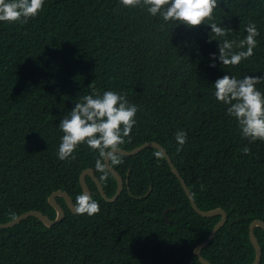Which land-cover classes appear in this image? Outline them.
Returning a JSON list of instances; mask_svg holds the SVG:
<instances>
[{
    "label": "trees",
    "instance_id": "16d2710c",
    "mask_svg": "<svg viewBox=\"0 0 264 264\" xmlns=\"http://www.w3.org/2000/svg\"><path fill=\"white\" fill-rule=\"evenodd\" d=\"M213 22L242 38L245 25L259 31L253 55L238 65L212 63L218 41L206 25L165 23L119 0H44L26 23L0 22V224L31 210L51 219L52 193L65 190L75 203L80 176L96 153L80 145L74 158L56 152L60 118L93 88L115 89L138 105L137 123L120 149L157 142L170 156L201 210L223 208L228 222L202 255L212 264H251V223L264 221V141L249 142L218 103L212 83L226 74L264 75V0H218ZM257 87L264 92V80ZM184 130L182 148L174 133ZM244 146L249 152L244 154ZM148 148L121 156L113 166L125 181L107 203L87 178L99 212L73 214L53 227L30 217L0 229V264H201L195 248L221 217L203 218L190 203L166 158ZM108 197L117 191L109 173ZM152 187L151 194L143 199ZM170 208L166 216L164 212ZM256 236L263 251L264 231Z\"/></svg>",
    "mask_w": 264,
    "mask_h": 264
},
{
    "label": "clouds",
    "instance_id": "9594fccd",
    "mask_svg": "<svg viewBox=\"0 0 264 264\" xmlns=\"http://www.w3.org/2000/svg\"><path fill=\"white\" fill-rule=\"evenodd\" d=\"M124 8L141 7L152 17L165 23L184 24L189 27L206 25L210 28L209 39L218 41V55L210 54L212 63L238 65L253 55L257 46L259 31L249 22L245 25L242 38L229 39L232 31L213 22V11L218 0H119ZM44 0H0V22L26 23L36 18L42 11ZM264 80V75L250 76L226 74L216 79L211 85L218 103L226 105V114L235 120L240 134L249 142L264 141V92L257 85ZM138 105L131 103L126 96L115 89L99 91L95 88L89 94L78 98L74 106L60 118L56 126L62 135L57 147V158L64 161L74 158V152L80 145H86L96 153L94 168L101 173L103 180L111 166L122 163L119 153L136 125ZM177 150L187 140L184 130L174 133ZM244 154L249 148L244 146ZM156 158L162 157L159 150L153 152ZM73 208L78 214L92 216L99 212V203L87 191L81 190L75 196Z\"/></svg>",
    "mask_w": 264,
    "mask_h": 264
},
{
    "label": "water",
    "instance_id": "95a60500",
    "mask_svg": "<svg viewBox=\"0 0 264 264\" xmlns=\"http://www.w3.org/2000/svg\"><path fill=\"white\" fill-rule=\"evenodd\" d=\"M148 148H153V149L161 151L162 155L166 158L167 163L169 164V166L171 168V171L177 177V179L179 180L184 192L186 193L187 197L189 198L190 203L192 205V208L194 209V211L199 216H201L203 218H208V219L214 218V217H221V220L212 229L209 237L205 241H203L200 245H198L194 251V254L199 258V262L201 264H212L206 258H204V256L202 255V252L215 239L217 233L228 222L227 212L223 208H216L213 210L205 211V210H201L198 207V205L196 204V202L192 196V193L190 192V189L186 185L185 180L180 175L178 169L174 166V164H173L170 156L168 155L166 149L162 145H160L159 143H157V142H146V143L142 144L141 146H139L133 150L127 151L124 149H120L119 153H117V154H119L121 156H125V157H131V156H135V155L139 154L140 152H142L143 150L148 149ZM108 171L117 181V191L113 197L107 196L100 179L96 176L95 171L92 169H86L82 172V174L80 176V185H81L82 189L84 191H87L89 193V195H91V197L93 198V193H92V191H91V189L87 183V178H91V180L96 185L100 196L107 203H115L124 191L125 181H124L123 177L116 171V169L113 166H111ZM152 189L153 188L150 187L149 191L144 196H133V194L130 192H129V196L134 198V199L140 200V199L148 197L151 194ZM58 198H62L65 201V203L67 204V207L71 211V213L76 214V215L78 214L75 212V210L73 208L74 201H73L72 197L69 195V193L65 190H59V191L52 193L51 196H49V198H48V203L55 209V211L57 213V216L55 219H51L49 216H47L46 214H44L40 211L31 210V211H28L26 213H23L22 215L18 216L17 218H15L12 221L0 224V229L13 228L17 225H20L21 223H23L25 220H27L30 217H35V218L39 219L46 227H49V228L53 227L54 225L60 223L66 216V212H65L64 208L58 202ZM173 209L174 208H170L164 212V217L167 221H169V220H168L166 214ZM257 228H261L264 231V221H262L260 219H256L251 223L250 228H249L250 242L255 249V260L251 264H260L262 261V257H263L262 247H261L260 242L256 236V233H255Z\"/></svg>",
    "mask_w": 264,
    "mask_h": 264
},
{
    "label": "bare ground",
    "instance_id": "6f19581e",
    "mask_svg": "<svg viewBox=\"0 0 264 264\" xmlns=\"http://www.w3.org/2000/svg\"><path fill=\"white\" fill-rule=\"evenodd\" d=\"M126 186V185H125Z\"/></svg>",
    "mask_w": 264,
    "mask_h": 264
}]
</instances>
